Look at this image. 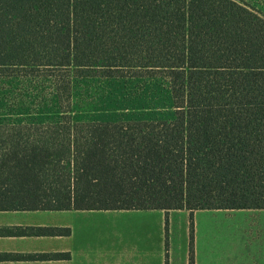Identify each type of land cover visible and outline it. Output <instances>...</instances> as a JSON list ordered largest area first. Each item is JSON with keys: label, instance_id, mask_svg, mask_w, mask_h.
Returning <instances> with one entry per match:
<instances>
[{"label": "trees", "instance_id": "1", "mask_svg": "<svg viewBox=\"0 0 264 264\" xmlns=\"http://www.w3.org/2000/svg\"><path fill=\"white\" fill-rule=\"evenodd\" d=\"M94 71L169 79L174 118L75 119ZM20 75L52 78L62 115L0 124V210H188L194 264V211L264 209V15L243 1L0 0V77Z\"/></svg>", "mask_w": 264, "mask_h": 264}, {"label": "crops", "instance_id": "2", "mask_svg": "<svg viewBox=\"0 0 264 264\" xmlns=\"http://www.w3.org/2000/svg\"><path fill=\"white\" fill-rule=\"evenodd\" d=\"M192 217L194 264H264V209ZM190 220L188 210H0V264H190Z\"/></svg>", "mask_w": 264, "mask_h": 264}, {"label": "rangeland", "instance_id": "3", "mask_svg": "<svg viewBox=\"0 0 264 264\" xmlns=\"http://www.w3.org/2000/svg\"><path fill=\"white\" fill-rule=\"evenodd\" d=\"M264 15V0H241ZM74 78L70 101L58 98L52 78L0 77V124L50 122L61 117V104L77 120H170L176 113L169 79L124 72L105 78L100 72ZM60 99V100H59ZM182 223L181 221H179ZM178 222V224H180ZM181 227V224H180ZM167 235V234H166ZM166 247L168 238H166Z\"/></svg>", "mask_w": 264, "mask_h": 264}]
</instances>
